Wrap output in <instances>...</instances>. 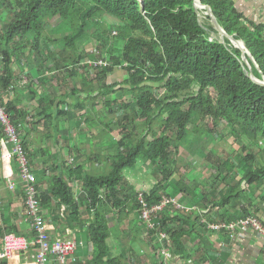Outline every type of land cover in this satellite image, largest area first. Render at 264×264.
Masks as SVG:
<instances>
[{
  "label": "trees",
  "instance_id": "1",
  "mask_svg": "<svg viewBox=\"0 0 264 264\" xmlns=\"http://www.w3.org/2000/svg\"><path fill=\"white\" fill-rule=\"evenodd\" d=\"M198 1L203 9L195 5V0H0V18L6 14L9 17L0 30V59L3 58L0 62L3 69L0 88L7 90L13 79L9 66L11 46L13 44L15 51L19 45L15 40L20 38L23 45L28 41L32 50L41 56L49 22L60 20L71 30L60 43L57 40L52 43L62 46L59 56L63 58L65 69L69 70L71 65L83 60L97 59L96 52L91 54L87 50L93 48L89 47L92 43L97 44V53L108 49L106 56L110 65L93 70L92 75L85 74L84 82L89 86L90 81L96 86L90 93L97 98L116 97V94L119 99L125 97L126 102L115 97L106 102L108 112L114 114L135 105L141 113L139 119H144L143 133L135 127L129 130L128 124L132 123L129 117L119 123L120 139L113 146L109 171L92 174L85 171L84 166H68L67 178L54 176L49 190L39 195L43 209L50 211L65 205L70 213L68 219L73 222L83 215L81 207H84V213L91 217L87 222L93 247L91 264H124L123 255H116L108 243L107 215L109 210L120 209L129 201L124 202L123 197L129 186L128 173L144 169L152 175L154 173L155 179L162 176L146 192L133 189L132 204L138 213L142 208L138 200L141 194L152 207L160 204L163 197L176 198L180 194L182 198L191 197L197 189L190 188L181 178L178 173L180 161L173 156L188 143L189 126L193 120L208 119L213 127L210 131L201 129L197 134L201 135L187 146L192 157H205L207 140L221 125L235 142L243 145L242 153L234 160L229 155L226 160L214 162L211 166V170H216L211 175L210 195L214 199L220 195L221 204L230 205L246 191L242 186L245 182L249 186L264 185V151L259 156L250 150L264 141V86L246 75L241 62L245 53L251 58L249 64L255 78L264 82V23L247 19L230 0ZM206 7L212 9L222 29L241 42L244 50L229 39L222 44ZM201 13L207 14L204 23L200 20ZM108 17L114 19L111 28L117 39L125 42L121 50L113 43L112 32L103 21ZM90 22L95 26L92 33L89 32ZM116 24L123 29L115 28ZM116 69L127 73L124 81L118 84L122 86L119 90L106 84ZM163 83L165 85L160 86ZM85 89L84 92L88 93ZM162 89L168 96L160 98L153 92L157 90L159 94ZM195 89L197 91L193 92ZM51 118L49 113L45 125H50ZM155 119L161 121V132L153 127ZM104 125L111 130L110 124ZM177 174L180 179L174 184L172 179ZM238 176H241L239 181ZM73 182L82 183L84 197L81 199L76 198L75 187L71 186ZM226 183L227 189L218 192L221 184ZM199 218L196 211L172 216L165 209L161 213L160 230L167 232L171 240V256H179L186 264L193 260L187 250V240L193 237L197 225L206 227ZM154 233L150 231L152 236ZM203 239L201 235L199 240ZM158 247L162 249V246ZM0 264L8 263L3 261ZM153 264L167 263L161 257Z\"/></svg>",
  "mask_w": 264,
  "mask_h": 264
},
{
  "label": "crops",
  "instance_id": "2",
  "mask_svg": "<svg viewBox=\"0 0 264 264\" xmlns=\"http://www.w3.org/2000/svg\"><path fill=\"white\" fill-rule=\"evenodd\" d=\"M230 1L235 9L247 19L264 23V0ZM62 26L60 20L49 22L43 39V44H47L42 46L41 56L32 50V45L27 43L28 41L23 42L26 44L23 45L20 44V38L16 39L15 43L19 44L18 49L14 51L12 44V57L9 66L13 79L7 90L0 88L3 104L19 126V134L28 152L31 170L38 179L39 195L49 190L51 179L54 176L67 178L66 168L68 166L81 165L84 166L85 171L92 174L109 171L110 158L114 155L113 146L120 139L119 131L115 130V125L111 127L112 131L106 129V125H104V123L114 124V114L108 112V105L105 106V103L112 101L115 96L110 95L107 98L98 96L97 98V96L91 95V90H95L96 86L91 85L90 81H88L89 86L84 82L85 74L93 72L89 66H81L80 62L71 65L69 70L65 69V65L62 63L63 58L59 56L63 48L59 44L52 43L55 40L60 43L65 36V34H58V28ZM94 52V50H90L91 54ZM96 60L98 59L87 61ZM83 67L86 68L84 71H82ZM1 72H3L2 66H0ZM124 78L123 70L116 69L107 78L106 84L116 86L114 90H119L122 86H118V84H121ZM85 88L88 93L84 92ZM115 98L119 99L120 97L116 94ZM122 98L119 101L126 102L125 97ZM50 104L51 109L48 106ZM49 113L52 114V119L55 121L50 125H45ZM98 118L101 120L99 121ZM3 152L4 149L0 145V250L2 237L6 233L26 238L32 237L28 229L25 195L21 189V182L15 173V182L18 188L14 191L9 189L4 172L6 164L2 159ZM71 159L75 160V164H70ZM105 159L106 161H104ZM13 169L15 172L14 166ZM193 172L196 170H192L191 174ZM181 175L184 181L193 179L190 174ZM154 179V176L144 169L128 173L129 186L123 197L125 198L124 202L129 199L131 204L128 201L120 209L109 210L107 215L110 229L108 243L114 248L116 255L128 257L129 260L126 262L129 264H153L155 260H160L162 257L159 244L151 245L154 238L150 239V230L146 229L144 225H138L139 213L134 208L131 199L133 189L146 192L154 185ZM179 179L177 174L172 181L175 184ZM240 179L241 176H238L237 181ZM245 184L247 183L245 182L242 186L246 191L230 205H222V201L218 199L220 195L215 200L210 195V190L207 193L199 194L196 198L197 205L191 199L193 197L182 198V194H180L177 198L183 203L188 202L194 208L189 214L193 211L198 212L203 224L204 222H231L247 215L260 216L259 219L264 224V211L262 208V210L257 209V200L252 196L253 189L255 187L257 189L258 186L247 184L246 189ZM71 186L75 187L77 200L84 197L81 182H73ZM189 187L191 186L189 185ZM260 187H264V185ZM221 188L219 187L218 192ZM81 209H83V215L78 216L77 222H73L68 219L70 213L65 205L49 211L43 209L41 204V214L45 217L51 237L75 240L78 246L75 264H91L93 247L87 224L91 217L84 213V207ZM201 235L204 238L203 241L199 240ZM186 245L188 252L193 256V260L187 264H264V239L250 229L241 230L237 236L232 238L225 232L215 233L199 224L194 230L193 237L187 240ZM149 246L156 252H152ZM34 253L35 249H31L12 262L3 261H7L8 264H29L32 262ZM162 259L166 260L167 264H186L179 256H172L170 259L162 257ZM3 261L0 260V263Z\"/></svg>",
  "mask_w": 264,
  "mask_h": 264
},
{
  "label": "built area",
  "instance_id": "3",
  "mask_svg": "<svg viewBox=\"0 0 264 264\" xmlns=\"http://www.w3.org/2000/svg\"><path fill=\"white\" fill-rule=\"evenodd\" d=\"M200 8L203 9L204 7ZM113 34L116 35L115 32H113ZM82 65L89 66L90 69L95 70L97 68H106L110 65V61L103 58V60L87 61ZM0 129L2 131L0 145L4 149L2 159L6 164L4 169L5 178L8 180V187L12 191L17 190L18 188L15 182L16 174L21 182V189L25 195L28 229L32 234L31 238H26L13 233L4 234L1 240L0 260L12 262L14 259L19 258L21 254L27 253L31 249H35V253L32 256V262L29 264H75L77 262V242L70 238L53 239L49 233L45 217L41 214L37 176L31 170L28 152L26 151L19 134V126L15 123L12 115L4 106L1 93ZM73 162L74 159H71L70 164H73ZM13 166L15 167V172ZM138 200L142 207L140 210V213H142L141 218L147 221L149 226L148 229L155 232L153 238L158 239H170L167 232L160 230L159 225L161 213L165 211V209H168L172 216L174 215V212L176 214L184 212L190 213L194 210L188 202L183 203L177 197H163L160 204L152 207L147 205L142 194L139 195ZM204 224L209 231L215 233L225 232L232 238L237 236L239 231L250 229L264 239V224L259 217L255 215L238 218L231 222H204ZM162 254L165 256V259H170L172 257L170 255V249L168 252L162 251Z\"/></svg>",
  "mask_w": 264,
  "mask_h": 264
},
{
  "label": "rangeland",
  "instance_id": "4",
  "mask_svg": "<svg viewBox=\"0 0 264 264\" xmlns=\"http://www.w3.org/2000/svg\"><path fill=\"white\" fill-rule=\"evenodd\" d=\"M200 20H201L202 23L205 22V15L203 13L200 14ZM8 21H9V17H8L7 14L3 15L0 18V30L2 29L3 24L8 22ZM103 21L107 24L108 29L112 32L111 39L113 40V43L115 45H118V49H120V50L122 48H124L122 46H124L123 43H125V42L122 39H117V35L114 36V34H113L114 31L112 30L111 27H112V24H113V26L115 24L114 19L111 18V17H108V18L103 19ZM115 28H118V30H121V29H123V26L121 27L120 24H116ZM70 30L71 29H69L66 25H63L62 27L58 28V34L67 35L70 32ZM94 31H95L94 22H90V24H89V32L92 33ZM234 45H236V47H237V44H234ZM42 46H43V44H42ZM89 47H93V48H89L87 50L90 52V50L93 49L96 52V57H97L98 60H103V58H106L107 60H109L108 57L106 56V53H107L106 50H108V49H105L104 52H102V53L101 52L97 53V51H98L97 44L92 43ZM86 61L87 60H83L81 62V64L85 63ZM81 66H83V65H81ZM123 74L126 77L127 73L125 71H123ZM162 85L164 86L165 83L160 84V86H162ZM159 91H161V92H159V94H157V90H153L154 94L158 95V97H160V98L168 96L164 89L159 90ZM194 91H197V89L193 90V92ZM48 106H50V109H51V104L48 105ZM105 106H106V104H105ZM136 112L139 113V107L135 106V105L132 106L131 108H129L128 110H125V109L118 110L117 112L114 113V117H113L114 124H111V127L115 125L114 126L115 130L119 131L120 130L119 123H122V121L125 122L126 118L129 117L130 120L132 121L131 124H128V126H130L129 130L131 131V128L135 127L136 130L139 133H143L144 130H145L144 119H139L141 113H139V116H137ZM117 113H118V115H117ZM125 115H126V117H125ZM49 120H50V123L55 121L52 118L49 119ZM98 120L100 121L101 119L98 118ZM192 122L193 123H191L190 126H189V131H190L189 136H188V138H189L188 141L189 142L184 147H180L179 153H177V154L173 153V156H175L176 159H178L180 161V163L178 165L179 166L178 167V170H179L178 173L179 174H185V173L186 174H190V177L193 178L192 180L186 179L185 182L188 185L191 186L190 188H192V187L193 188H197L194 191V193L191 194V197H193L191 199L193 200V202L196 203V198L199 196V194L200 193L201 194L202 193H207L209 190L211 191V188H212V185H213V181L211 179V174H212V172H215L216 170L215 171L211 170V166L209 167L208 165L213 164L214 162H217V161L221 162L223 160H226V158L229 155H232L231 157H233V160H234L235 156L240 155V153H242L241 147H243V145H242V143L240 144L239 141L235 142L234 138L230 136L229 131L227 132V129L225 130L223 125H221L218 128V130H216L215 133L210 135L209 141L207 140V143H208L207 145L208 146H207V149H205L204 152H203V154H205V157L203 156L204 158H202L200 155L192 157L191 153H190V150H188L187 146L191 142H193V140H194V138L196 136L201 135L200 133H199V135H197L198 132L201 129H205L207 131H210L212 129V127H213V123L211 121H209L208 119L205 120V121H197V122H196V120H193ZM153 123H154L153 124L154 129L157 132H161L162 129H161V121H160V119L159 120L155 119L153 121ZM222 135L224 137H222ZM251 148H250L251 151H253L256 154H259V156H260L262 154L261 152L264 151V141L260 143L259 147L253 146ZM99 154H100V152H99ZM101 155L102 154H100V157H102ZM207 158H209V159H207ZM236 160H237V158H236ZM104 161H106V159ZM207 161H209V162H207ZM263 161H264V154H263ZM76 163H77V159H76ZM191 163H192V165H191ZM73 164H75V160H74ZM188 164H190V165H188ZM192 166H195V167H192ZM192 170H196V172H193L191 174ZM102 174H104V173H102ZM150 174H151V172H150ZM153 175H154V173H153ZM161 178H162V176H159L157 179H154V183L156 181H158L159 179H161ZM187 180H188V182H187ZM226 186H227V183L225 185L221 184L220 187H222V188L220 190L223 189L225 191L227 189ZM244 186L247 189V184H245ZM252 192H253L252 196L254 198H256V200H257L256 201L257 209H259V208L261 209L262 208L263 211H264V187H257V189L255 187ZM215 200H216V198H215ZM197 204L198 203H196V205ZM174 214H176V213L174 212ZM181 214L182 215H186L187 213L184 212V213H181ZM141 217H142V213H139V218H137V221H139L138 225L139 226H141V225L143 226L144 225L146 227V229H148L149 226L147 224V221L144 220ZM149 236H150V239L152 240L153 236L150 233H149ZM163 240H165V239L164 238H161V239L154 238V240L152 241L151 245L159 244L160 246H162V249L160 250V255L163 258H165V256L162 254V251L163 252H168V250L170 249L171 240L170 239L169 240H165V241H163ZM160 241L161 242L163 241V242L161 243ZM149 247L151 248V246H149ZM151 250H152V248H151ZM152 252H156V251L152 250ZM127 260H129L128 257L124 258V264H129V262H126Z\"/></svg>",
  "mask_w": 264,
  "mask_h": 264
},
{
  "label": "water",
  "instance_id": "5",
  "mask_svg": "<svg viewBox=\"0 0 264 264\" xmlns=\"http://www.w3.org/2000/svg\"><path fill=\"white\" fill-rule=\"evenodd\" d=\"M141 1H143V0H141ZM195 5L198 6V7H203L202 4H201V2L198 1V0H195ZM206 8H207V14L210 16L211 21H212V24H213V26L215 27L216 31L218 32V34L220 36V40H221L222 44L225 45V39H229V40H231V42L233 44H237V47L238 48H241V49L244 50L245 47L242 45L241 42H239L238 40L234 39L233 36L228 35L222 29V27L219 24V21L217 20L216 16L214 15V13L212 11V9L210 7H206ZM246 53H247V51H246ZM250 60H251V58L250 57H247L246 54L244 53L241 62L243 64L244 71H245L246 75L248 77H250L256 84H259V85L264 86V82H261V81H259V80H257L255 78V76L253 74V70H252V68H251V66L249 64L250 63Z\"/></svg>",
  "mask_w": 264,
  "mask_h": 264
}]
</instances>
